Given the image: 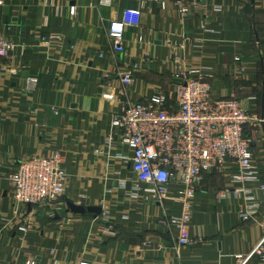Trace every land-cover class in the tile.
I'll return each mask as SVG.
<instances>
[{"label":"crops","instance_id":"0c3cea01","mask_svg":"<svg viewBox=\"0 0 264 264\" xmlns=\"http://www.w3.org/2000/svg\"><path fill=\"white\" fill-rule=\"evenodd\" d=\"M2 1L0 28L23 51L0 61V264H235L238 255L258 264L251 252L264 221V0H210L187 16L170 0L165 9L151 0H111L109 7L99 0ZM124 9L141 18L125 29L118 53L107 31ZM174 57L180 68L209 75L213 97L234 98L259 120L250 145L259 184L220 198L231 164L204 174L190 209L194 243L185 247L176 244L177 229L163 224L182 211L173 197L179 186L168 184L167 196L156 199L150 185L136 181L132 150L111 127L122 105L155 92L173 107ZM29 77L37 79L32 93L25 91ZM54 151L64 162L62 197L15 213L10 174ZM68 204L101 214H75ZM19 226L28 229L21 234Z\"/></svg>","mask_w":264,"mask_h":264},{"label":"built area","instance_id":"2783aa9c","mask_svg":"<svg viewBox=\"0 0 264 264\" xmlns=\"http://www.w3.org/2000/svg\"><path fill=\"white\" fill-rule=\"evenodd\" d=\"M162 9L167 0H151ZM181 16L208 6L210 0H170ZM3 1L0 0V6ZM111 0H99V6L109 7ZM214 11L220 10L215 7ZM56 13L60 11L56 9ZM75 14L74 7L69 10ZM141 13L135 9H124L118 20L110 23L107 31L112 49L124 51V32L127 27L139 25ZM199 27L204 29L201 21ZM172 49H182L173 43ZM23 47L6 38L0 28V61L7 60ZM174 103L167 106V97L155 92L146 102H133L121 106L113 115L111 127L121 132L120 140L132 150V170L136 181L150 185L155 198L167 196V185L179 186L173 197L182 205L178 216H170L163 224L178 231L176 244L185 247L193 244L189 234L190 209L196 186L204 174L219 171L231 164L229 187L222 190L220 198L245 194L247 184H259L252 167V131L259 120L244 110L234 98H215L212 95L208 74L203 70H185L179 67V58H173ZM4 68L0 65V72ZM121 82L128 85L131 76H122ZM37 79L25 81V91L32 93ZM63 157L59 151L42 158L33 156L20 162L10 174L12 185V208L36 207L42 203L57 202L63 195L66 180ZM264 192V184L259 185ZM85 198L80 196V199ZM104 214L103 222L108 221ZM250 217L246 212L241 219ZM263 234L254 245L251 255L264 264V221ZM27 227L19 226L24 234ZM247 256H236L235 264H246ZM86 264V263H83Z\"/></svg>","mask_w":264,"mask_h":264},{"label":"water","instance_id":"95a60500","mask_svg":"<svg viewBox=\"0 0 264 264\" xmlns=\"http://www.w3.org/2000/svg\"><path fill=\"white\" fill-rule=\"evenodd\" d=\"M31 207L28 206V209ZM68 210L75 214H84L85 212L94 213L95 215L101 214L100 208H83L81 206H75L73 204H68Z\"/></svg>","mask_w":264,"mask_h":264}]
</instances>
